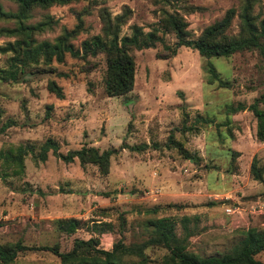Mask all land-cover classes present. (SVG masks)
Wrapping results in <instances>:
<instances>
[{
    "label": "rangeland",
    "instance_id": "1",
    "mask_svg": "<svg viewBox=\"0 0 264 264\" xmlns=\"http://www.w3.org/2000/svg\"><path fill=\"white\" fill-rule=\"evenodd\" d=\"M239 1L75 0L34 12L32 21L44 13L57 20L37 36L48 40L63 28L72 29L76 12H82L84 30L73 40L78 48L82 40L101 34V7L116 15L127 6L120 36L130 34L136 24L144 32L158 27L162 41L131 52L134 85L120 96L104 90L101 53L86 59L67 54L64 62H52L55 72L33 70L18 81L0 79V152L19 145L33 149L24 156L21 175L5 168L7 175L0 177V244L57 245L64 252L75 238L97 237L100 249L111 250L119 241L142 243L149 237L148 220L170 217L180 236L186 218L188 249L206 256L230 250L243 230L264 229V141L256 137V118L248 108L258 99L264 109L263 59L256 50L211 58L228 83L219 87L208 81L206 59L196 49L180 46L166 56L164 44L172 46L176 37L159 24L165 12H177L196 37L228 8H238ZM0 4L6 11L16 10L10 0ZM254 12L264 15V0ZM238 22L235 17L230 33H237ZM2 25L13 24L0 21ZM13 39L0 35V46ZM10 55L0 52V70L8 67ZM49 80L62 88L63 98L47 89ZM47 139L63 154L82 146L115 149L108 174L90 163L81 166L76 158L64 162L52 150L45 161L36 159ZM254 157L263 167V181L250 172ZM70 217L81 225L72 234L58 232L54 220ZM104 222L111 228H88ZM166 253L161 246H148L144 258L133 256L127 262L164 264ZM255 257L264 262V251ZM13 264L60 260L49 251L29 249L19 252Z\"/></svg>",
    "mask_w": 264,
    "mask_h": 264
},
{
    "label": "trees",
    "instance_id": "2",
    "mask_svg": "<svg viewBox=\"0 0 264 264\" xmlns=\"http://www.w3.org/2000/svg\"><path fill=\"white\" fill-rule=\"evenodd\" d=\"M16 4L15 11H6L0 4V21L12 23V26H0V35L11 36L12 41L0 46V52L10 53L8 67L0 70V79L18 81L24 74L33 70H55L52 62H64L68 54L74 58L86 59L101 53L105 56L106 70L104 76V90L108 96L127 94L134 85L135 61L133 50L154 47L162 41L158 35L160 29L153 27L144 32L136 24L131 26V33L120 36V28L129 16V9L124 6L121 13L112 15L107 7L99 9L101 19V34H95L82 40L80 47H75L73 40L84 30L82 12H76L77 22L72 29L63 28L62 32L52 40L38 39L37 36L51 30L57 20L48 13L42 14L40 20L32 21L36 10H46L54 5H65L75 0H10ZM260 0H240L238 8H228L223 16L206 26L202 32L192 37L188 30V23L177 12H165L159 19L161 29L173 32L176 41L171 45L164 44L166 56L174 55L177 48L186 46L196 49L206 59V73L208 81H217L219 87L227 86V82L219 74L211 62L213 57H229L243 50H256L264 61V15L255 13L254 8ZM85 11V10H83ZM238 18V31L229 32L233 19ZM47 89L58 98H63L62 88L54 81L47 82ZM47 108H50L48 106ZM256 118V137L264 141V109L258 105V99L248 107ZM235 110V109H233ZM170 142H171V137ZM61 158L64 162H72L75 158L81 166L96 165L102 175L109 172L110 157L115 149L100 152L93 146H82L79 149L60 153L58 144L47 139L40 145V152L36 159L45 161L48 152ZM33 152L29 145H19L15 149L0 152V177L7 175L5 168L11 169L15 175H21L24 170V156ZM183 156L190 155L181 151ZM250 172L254 179L263 181V167L258 164L256 157L252 159ZM77 218H59L54 220L56 230L60 233L72 234L81 225ZM103 224L104 228H99ZM182 225L185 233L180 236L175 231V222L170 217H159L147 221L149 237L140 244L125 245L119 241L111 250L98 247L97 237L88 239L75 238L72 247L60 252L57 245H41L28 247L21 241L0 244V264H13L19 252L37 249L49 251L59 257L60 264H128L130 257L144 258V249L148 246H161L167 253L163 256L164 264H264L255 256L264 251V229L255 227L242 231L240 240L224 253L214 255H200L190 251L187 247L191 235L186 218ZM110 223H92L93 231L110 229ZM99 228V229H98Z\"/></svg>",
    "mask_w": 264,
    "mask_h": 264
}]
</instances>
